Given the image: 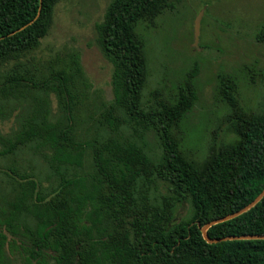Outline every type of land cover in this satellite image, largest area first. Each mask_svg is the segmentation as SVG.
<instances>
[{
    "label": "trees",
    "instance_id": "trees-1",
    "mask_svg": "<svg viewBox=\"0 0 264 264\" xmlns=\"http://www.w3.org/2000/svg\"><path fill=\"white\" fill-rule=\"evenodd\" d=\"M63 0H0V96L32 97L37 109L2 155L35 144L55 174L50 189L10 166L12 195L0 206V264L6 248L23 264H264V240L207 243L201 228L251 204L264 191V113L243 110L230 77L220 78L235 139L214 145L203 163L190 160L174 131L193 106L197 68L176 101L143 103L148 78L139 23L152 26L181 0H111L95 24L96 42L113 68L111 137L82 140L76 113L82 102L79 56L68 63L39 58L42 40ZM62 110L49 119V96ZM152 130L161 145L151 157L120 131L118 115ZM48 150V151H44ZM77 169L85 170L77 172ZM164 184L161 199L151 190ZM187 204L190 217L179 214ZM212 239L264 236V198L249 211L208 230Z\"/></svg>",
    "mask_w": 264,
    "mask_h": 264
},
{
    "label": "rangeland",
    "instance_id": "rangeland-1",
    "mask_svg": "<svg viewBox=\"0 0 264 264\" xmlns=\"http://www.w3.org/2000/svg\"><path fill=\"white\" fill-rule=\"evenodd\" d=\"M111 0H63L54 12L53 23L42 40L39 58L68 63L79 56L82 69L79 90L82 102L76 113V130L82 140L105 141L111 137L106 117L114 104L111 63L96 42L95 24L103 20ZM173 9H166L154 25L139 23L136 33L145 42L148 78L143 90L144 106L159 101L174 102L189 74L197 68L193 80L196 100L184 114L174 134L181 150L190 160L205 162L214 145H227L235 139L228 117L231 110L220 92V78L234 80L240 107L248 112L264 113V0H181ZM203 15L199 40L196 43L195 23ZM32 97L0 96V206L3 197L12 195L8 187L10 166L22 174L33 176L50 189L55 174L35 144L18 148L13 155H2L3 141L13 142L34 116L37 109ZM49 119L57 122L62 110L53 95L49 96ZM120 131L151 157L160 156L161 145L152 130H142L137 123L118 115ZM48 151V150H44ZM77 172L85 170L77 169ZM154 190L156 197L168 195L160 181ZM190 217L191 206L179 211ZM9 264H23L21 253L6 248Z\"/></svg>",
    "mask_w": 264,
    "mask_h": 264
},
{
    "label": "water",
    "instance_id": "water-1",
    "mask_svg": "<svg viewBox=\"0 0 264 264\" xmlns=\"http://www.w3.org/2000/svg\"><path fill=\"white\" fill-rule=\"evenodd\" d=\"M203 15L201 14L200 16H198L196 23H195V36H196V43L199 40V35H200V26H201V20H202ZM264 198V191L258 196L256 197V199L249 204L247 207H245L244 209L238 211L237 213L230 215L228 217H224L221 218L220 220H214L211 221V223L206 224L205 226H203L201 228V232L203 235L204 240L209 243V244H218L221 242H225V241H232V240H264V236H242V237H225V238H220V239H212L209 237L208 235V230L217 224L229 221L231 219H234L238 216H240L241 214L249 211L251 208H253L254 206H256L262 199Z\"/></svg>",
    "mask_w": 264,
    "mask_h": 264
}]
</instances>
